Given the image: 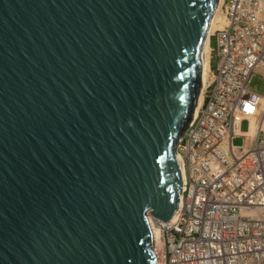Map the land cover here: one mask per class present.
<instances>
[{"label":"water","instance_id":"1","mask_svg":"<svg viewBox=\"0 0 264 264\" xmlns=\"http://www.w3.org/2000/svg\"><path fill=\"white\" fill-rule=\"evenodd\" d=\"M220 0H0V264H160Z\"/></svg>","mask_w":264,"mask_h":264},{"label":"built area","instance_id":"2","mask_svg":"<svg viewBox=\"0 0 264 264\" xmlns=\"http://www.w3.org/2000/svg\"><path fill=\"white\" fill-rule=\"evenodd\" d=\"M221 7L228 23L208 36L215 67L178 147L179 211L160 221L161 264H264V128L250 135L263 95L250 84L264 78V0Z\"/></svg>","mask_w":264,"mask_h":264},{"label":"bare ground","instance_id":"3","mask_svg":"<svg viewBox=\"0 0 264 264\" xmlns=\"http://www.w3.org/2000/svg\"><path fill=\"white\" fill-rule=\"evenodd\" d=\"M223 1L224 0H220V2H219L220 4L217 7L215 14L212 18V21H211V24L209 27V35L211 33H213L216 29L225 27L226 24L228 23L227 20L225 19V16L223 14H221V9H222L221 5H222ZM210 52H211V49L209 46V37H208V38H206L204 49H203V75H202L203 86H202V89H201V92H200V95L198 98V104H197L196 110L204 102L205 88L209 82ZM259 128H264V94L262 95V103H261L260 112L252 120V129H251L250 135L251 136H257ZM178 211H179V209H178ZM178 211L176 212V214L173 218L174 220H175V217L177 216ZM150 223H151V228H152L153 235H154V248H155V251L158 255L159 262H160V259H161L160 258V255H161V242H160L161 225H160V221L150 217ZM160 264H161V262H160Z\"/></svg>","mask_w":264,"mask_h":264},{"label":"rangeland","instance_id":"4","mask_svg":"<svg viewBox=\"0 0 264 264\" xmlns=\"http://www.w3.org/2000/svg\"><path fill=\"white\" fill-rule=\"evenodd\" d=\"M221 14L224 15V8L221 9ZM250 89L253 90V91H255V92H257V93H259V94H264V78L260 74H256L253 77V79L251 81V84H250ZM249 125H250V122L248 120L243 121L241 123V129H242V131H248ZM234 143L235 144H241L242 143V139L241 138H236L234 140Z\"/></svg>","mask_w":264,"mask_h":264},{"label":"crops","instance_id":"5","mask_svg":"<svg viewBox=\"0 0 264 264\" xmlns=\"http://www.w3.org/2000/svg\"><path fill=\"white\" fill-rule=\"evenodd\" d=\"M214 41H215L214 38H211L209 41V46L211 49V52H210V68L211 69H213L215 67V55L213 52Z\"/></svg>","mask_w":264,"mask_h":264}]
</instances>
